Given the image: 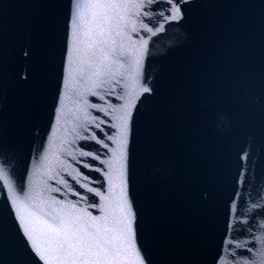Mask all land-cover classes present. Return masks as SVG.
<instances>
[{"label":"water","instance_id":"water-1","mask_svg":"<svg viewBox=\"0 0 264 264\" xmlns=\"http://www.w3.org/2000/svg\"><path fill=\"white\" fill-rule=\"evenodd\" d=\"M73 2L0 0V162L17 189L22 176L25 191L29 176L36 185L56 187L48 175L70 166L99 181L91 186L107 196L105 166L79 152L109 160L115 145L105 134H115L109 126L115 121L89 108L105 123L85 133L75 124V99L61 105ZM145 11L151 21L129 30L135 47L128 52L140 59L138 69L119 68L114 80L120 83H111L107 104L87 99L110 110L131 99L125 179L133 240L148 264H214L225 241L251 239L249 229L264 235V207L253 208L264 205V0H191L179 24L164 22L162 31L161 18ZM77 86L83 87L72 82ZM42 158L46 167L32 175ZM83 163L101 171L89 172ZM2 187L0 264H32ZM111 195L115 208L118 184Z\"/></svg>","mask_w":264,"mask_h":264},{"label":"snow or ice","instance_id":"snow-or-ice-1","mask_svg":"<svg viewBox=\"0 0 264 264\" xmlns=\"http://www.w3.org/2000/svg\"><path fill=\"white\" fill-rule=\"evenodd\" d=\"M189 3L191 0H74L68 25L65 89L61 105L70 96L75 99L80 105V115L75 119V124L85 133L89 131V126L100 128L105 123L103 120L97 123V118L88 112L89 108L115 121L109 125L116 129L115 134H105L115 145L109 160H103L91 151L79 152L80 157L97 160L105 166L109 195L105 196L91 186L99 181L70 166L48 175L47 180H51L56 187H51L47 181L43 185H36L29 176L28 190L25 191V178L22 176L21 187L17 189L11 170L0 162V190H3L2 186L7 187L4 200L14 213L32 264H148L133 240L134 212L125 179L131 99L121 109L110 110L99 103L90 104L87 97H96L107 104L105 97L115 92L110 87L111 83H120L114 80L119 68L128 64L138 69L140 59L131 58L128 52L129 46L135 47L131 43L129 30L135 33L137 23H142L145 18L151 21L145 10H151L161 18L158 28L162 31L164 22L179 24ZM144 27L151 32L157 31L148 24H144ZM72 82L83 87H71ZM150 91L147 87L143 88L145 93ZM62 116V108H57V120ZM77 136L88 139L78 133ZM91 139L102 148H109L95 135ZM69 155L77 164H81L75 155ZM43 159L32 175H37L40 168L46 167ZM82 167L89 172L101 171L88 163H83ZM65 175L75 182L76 187L64 178ZM117 184L119 199L114 208L111 192ZM68 195L78 199L69 200ZM90 197H97L104 203L92 202ZM81 202L83 207L80 206ZM261 207L264 205H253L254 209ZM91 208L102 215L93 216L88 211ZM117 209L119 216L115 214ZM228 227L231 229L233 225L229 224ZM259 227L264 229V224ZM249 234L251 239L242 242L225 241L221 251L213 257L214 264H264V235H256L251 229Z\"/></svg>","mask_w":264,"mask_h":264}]
</instances>
